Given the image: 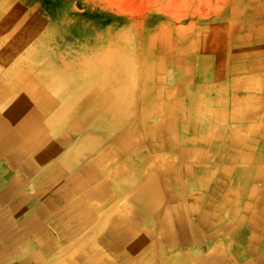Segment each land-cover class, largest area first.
Here are the masks:
<instances>
[{
	"label": "crops",
	"instance_id": "crops-1",
	"mask_svg": "<svg viewBox=\"0 0 264 264\" xmlns=\"http://www.w3.org/2000/svg\"><path fill=\"white\" fill-rule=\"evenodd\" d=\"M236 12L233 8V14ZM261 12L264 13V0H255L251 15ZM160 32L162 30L158 29L150 35L153 38L158 35L156 45ZM123 40L125 44L120 52L124 60L133 63L140 60V67L149 70L155 64L163 74L161 81L172 74L171 70L165 69L166 63L171 67L191 64L186 58L185 63L181 59H169L167 48L155 46L146 51L145 57L135 56L128 50V40ZM149 43L152 46L150 40ZM249 46L251 52L263 54L256 59L259 56L241 52L236 58L237 62H244L239 66L247 70L245 78L250 105L264 99V43L259 47L255 43ZM4 50L0 48V53ZM155 54L159 56L156 58ZM96 58L106 63L111 58V48L91 45L81 59L72 62L76 73L57 91L51 86L52 96L48 92L54 103L51 113L54 111L56 115H64V108H73L69 114H83L85 108L80 106V101L86 95L89 97L84 100L88 98V104L96 110L89 121L78 128L71 129L78 120L71 123L68 128L78 133L71 131L66 134V140L63 135L66 124L48 128L51 101L48 102L45 95L46 86L53 80L48 82V76L44 75L45 62H39L35 73L34 66L21 69L19 64L0 54V115H13L12 122L7 123L10 125L0 122V264H96L102 260H97L100 257L102 264H112L113 259L119 261L118 264H264V155L245 153L244 150L227 156L221 154L225 139L216 135L219 127L214 129L212 124L222 122L224 111L213 109L212 97L203 96L200 90L189 95L190 115L196 123L193 129L203 123V116H213L208 119L210 132L205 137L188 138L192 124L188 121L185 125H177L173 121L175 113L167 105L169 120L162 127L147 125L149 116L160 113L156 98L162 92L154 86L152 92H141L139 105L133 108L136 136L139 138L144 131L141 128L139 133V123L148 129L154 128L153 132L146 131L147 135L150 134L151 142L160 139L162 144L149 142L147 150L167 148L176 152L179 149V155L171 157L179 163L159 171L156 166L159 157L145 152L137 138V147L133 146L135 153L129 154L132 141L126 153L128 131L123 130L118 141H111V131L106 124L110 119L101 123L103 117L98 120L100 124L95 122L102 114L111 112L115 101L106 88L97 94L93 88L95 77L87 75L86 78V69ZM182 73L186 74L185 71ZM33 78L37 81L39 78L41 82L31 85ZM37 84L44 95L30 100L33 99L31 95L36 97ZM181 84L185 83H177L175 89L183 91ZM28 86L31 88L27 89ZM187 90L184 87V91ZM209 91L213 89L208 88L207 94ZM223 98L216 99L220 102ZM129 99L131 103L132 97ZM30 101L38 106H30ZM49 130L59 137L54 143L48 139ZM84 130L98 132L95 137L89 135L87 140L79 139ZM162 131L166 136L159 137ZM75 135L76 138H72ZM97 143H103V153L92 148ZM118 143L120 147L115 145ZM198 145L215 146L216 154L206 155L200 150L202 147L196 149ZM232 146L256 147L245 146L240 141ZM67 150L74 155L65 156ZM202 158L208 160L206 167L191 165L194 159ZM85 165H88L87 173L81 170L86 168ZM143 187H150L149 191L160 196L162 203L148 208L147 199L141 192ZM130 230L132 237L128 239L126 234ZM193 244L202 246L193 251L177 249Z\"/></svg>",
	"mask_w": 264,
	"mask_h": 264
},
{
	"label": "rangeland",
	"instance_id": "rangeland-1",
	"mask_svg": "<svg viewBox=\"0 0 264 264\" xmlns=\"http://www.w3.org/2000/svg\"><path fill=\"white\" fill-rule=\"evenodd\" d=\"M254 1L0 0V48L6 49L0 54L13 63L19 64L21 69L28 70L34 66L33 69L36 73L39 62H45L43 65L47 67L58 66L60 69L68 62L74 63L81 59L82 54L88 51L91 45L100 48L108 45L111 48V59L102 63L96 58V62L100 66L106 65L112 59V62H116V64L120 62L129 63V65L131 64L128 68L129 74L122 80V78H113L111 75H107L103 68L96 67L93 72H88L86 69L85 75L86 78L87 75H90L91 78L95 77L96 86L93 88L96 89L97 94L106 88L108 92L115 93V95L124 92L128 94L127 99L132 97L131 106H128L130 110L128 115L132 113L133 123L130 122L126 128H130V131L127 132L128 148L126 153L129 152L131 141L132 151L129 154L135 153L136 149L133 146L137 145L135 144L137 129L136 123H134L136 116H133L132 111L140 102L141 92H152L154 86L159 87L162 92L159 94V98H156L160 113L155 117L149 116L147 125L162 127L163 123L165 124L166 120H169L167 116L170 106L175 113L173 121L177 125H185L188 121L189 125L192 124L188 131V138L195 140V138L205 137L210 132L208 119L213 116H203V123H198L197 130V128L193 129L196 123L193 120L194 117L190 115L191 100L189 95L200 90L203 96L212 97V104H210L213 109L218 108V110L223 109L224 111L223 116L221 115L222 122L219 125H214L217 123L212 124L214 129L219 127L216 135L225 139V147L221 154L227 156L244 150L245 153L250 151L255 152L253 153L255 155H264V142H262L264 140V99L255 100V103L249 105L251 100H247L248 81L245 78L247 70L245 67L239 66L244 62L241 60L237 62L236 59L241 52L247 55L248 52L251 53L250 44L255 43L259 47L264 43V13L262 11L251 15ZM233 8L237 10L234 14ZM158 29L162 32L159 34V42L156 45L158 35H155L154 38L150 35ZM123 39L128 40V50L135 56L140 57L142 55L145 57L146 51L155 46L161 49L167 48L166 55L169 59H181L185 63L186 58L192 65L184 67L183 64L180 66L177 64V66L171 67L166 63L165 69L171 70L172 74L161 81L160 77L163 74L160 69L155 68V64L149 70L148 67H140L142 65L140 60L136 63L124 60L125 57H122V52H120L122 44H125L122 42ZM149 40L152 42V46ZM175 44L179 48L177 51ZM184 48L187 49L184 50L186 52H183ZM180 49L182 51H179ZM158 54H155L156 58L159 56ZM253 55L259 56L256 59L263 56L262 52L258 51L253 52ZM236 66L240 68L236 69ZM183 71L186 74L182 75ZM34 75L33 73L32 76ZM50 80L53 78H48V81ZM153 81L157 84H153ZM179 82L185 83L181 84L183 91L175 89ZM54 83L52 81L51 84ZM165 86L168 88L164 89ZM35 87L38 88L39 85L37 84ZM184 87L185 90L188 88L186 92ZM208 88H212L213 91H209L207 94ZM144 96L147 99L146 94ZM219 96L224 97L220 102L216 99ZM52 104H54L53 101L48 107V128L55 127V124L62 121L66 124L63 135L67 140L66 134H70L71 131L78 133L68 127L74 121L79 120V117L73 113L69 114L72 111L70 108L63 109L64 115H56L54 111L51 113ZM59 104L56 105L59 106ZM165 105L168 106V110H166ZM249 112L252 114L248 115ZM139 127V133L142 131L141 128H147L143 127V124H140ZM97 132L90 133L84 130L79 139L87 140L90 134L95 137ZM56 134L53 130L48 131L50 142L54 143L59 138ZM163 135L166 136L163 131L158 134L159 137H163ZM73 137L75 139L76 135ZM150 137V134L147 135L145 130L142 131L138 138L139 146H143L144 151L148 154L159 157L156 162L159 171L170 164L178 165L179 161H174L171 157L174 155L177 157L179 149L176 152L167 148L147 150L146 146L149 142L162 144L160 139L151 142ZM237 141L245 144V146L251 144L252 146L256 145V147L249 149L248 147L237 148L232 146L233 144L236 146ZM115 145L120 147L119 143ZM199 148L206 155L216 154L215 146L198 145L196 149ZM69 150L71 151V149ZM69 150L65 156L70 154ZM70 155L74 154L71 153ZM135 158L136 155L132 159ZM204 159L206 158L194 159L195 161H192L191 165L206 167L208 160ZM201 246L200 244H193L180 246L177 249L193 251L199 250ZM97 260L99 261L96 264L103 263L102 257ZM113 260L112 264L119 263V261Z\"/></svg>",
	"mask_w": 264,
	"mask_h": 264
},
{
	"label": "bare ground",
	"instance_id": "bare-ground-1",
	"mask_svg": "<svg viewBox=\"0 0 264 264\" xmlns=\"http://www.w3.org/2000/svg\"><path fill=\"white\" fill-rule=\"evenodd\" d=\"M244 44V43H243ZM251 53H253V52H251ZM246 55V54H245ZM252 55V54H251ZM241 58V57H240ZM111 59V58H110ZM96 60L97 59H94V62L92 63V64H90V67L88 68V72H93V71H95V68L96 67H99V68H103V70L107 73V75H111L113 78H122V80H123V78L124 77H126L128 74H129V72H128V68H130V65H129V63H126V62H120L119 64H116V62H112L113 61V59L112 60H110L106 65H102V66H100L97 62H96ZM114 61H116V60H114ZM248 61V60H247ZM251 61V60H250ZM94 66V67H93ZM47 67V66H46ZM63 68H60L59 69V67L58 66H51V67H47V70H46V73H44V75H47L48 76V78H53V81L55 82L54 84H51V85H47L46 86V91H47V94L45 95L46 96V99H47V101L49 102V101H51L52 99V93H51V91H53V89L51 88V86H55L56 87V90L54 89V91H57L61 86H62V84H64L69 78H71L75 73H76V66L74 65V64H72V62H68V63H66V65L64 64L63 66H62ZM114 67V68H113ZM113 69V70H112ZM33 70V69H32ZM45 70V69H44ZM30 71V70H29ZM34 72V71H33ZM30 74H31V72H29ZM48 78H47V81H48ZM80 79V78H79ZM32 82V84L31 85H33V82H36L37 80H35V78H33L32 80H31ZM37 82H41V80L38 78V81ZM45 82V81H44ZM44 82H42V83H44ZM49 82V81H48ZM82 82V81H81ZM21 83V82H20ZM41 83V84H42ZM74 86V85H73ZM40 87V86H39ZM39 87L37 88L36 87V91H35V95H36V97L34 98V96L33 95H31V97L30 98H33V99H30V100H34V99H37V98H39V97H41L42 95H44V93L42 94L41 93V91H39L40 89H39ZM28 88H31V86H28L27 87V89ZM98 89V88H97ZM51 90V91H50ZM71 90V89H70ZM69 90V91H70ZM89 91V90H88ZM87 91V92H88ZM32 92V91H31ZM48 92L50 93V95L48 96ZM110 92V91H109ZM92 91H91V95H92ZM100 93V92H99ZM123 93V94H122ZM75 94V93H74ZM80 94V93H79ZM87 94V93H86ZM111 94H113L114 95V97H115V101H114V103L112 104V106H111V112L110 113H108V114H106V115H104V114H102L95 122H97V123H99L98 122V120L99 119H101V117H104V119L103 120H100L101 121V123H103V122H107L108 121V119H110V121H108L106 124H108V130H110L111 131V135H110V140L111 141H118V138H120V134H121V132L124 130H126V132L127 131H130V128L129 129H126V128H128V126H129V124H130V122L131 123H133V121H132V113H130L129 115H128V112H130V110L128 109V106L131 104L130 103V99H127L128 98V94L127 93H124V92H121L119 95H115V93H111ZM3 95V94H2ZM90 95V96H91ZM110 95V94H109ZM67 96V95H66ZM85 96V95H84ZM1 97V96H0ZM6 97V96H5ZM75 97V96H74ZM86 97H89V95L87 96L86 95ZM85 97V98H86ZM106 97V96H105ZM112 97V96H111ZM82 98V97H81ZM84 98V99H85ZM104 98V97H103ZM42 99V98H41ZM44 99V98H43ZM42 99V100H43ZM81 100L80 102V106L82 107V108H85L84 109V111H83V114H81V115H79L78 117H79V120L73 125V126H71V129H76V128H78L79 126H81L83 123H87V120H89L90 119V117H92V115L96 112V110H94V108H93V106H91V105H89L88 103L90 102H87V100H88V98H87V100ZM112 99V98H111ZM78 100V99H77ZM112 100H114V99H112ZM27 103H29V100L27 99ZM40 101V100H39ZM33 101H30V103L32 104V105H30V106H38L37 104H34V102L32 103ZM73 102H76V101H74L73 100ZM79 102V101H78ZM37 103V102H36ZM41 103V102H40ZM39 103V104H40ZM44 103V102H43ZM42 103V104H43ZM139 103V102H138ZM13 104V103H12ZM46 104V103H45ZM47 105V104H46ZM72 105V104H71ZM139 105V104H138ZM42 106H44V105H42ZM76 106V105H75ZM131 106V105H130ZM81 107H80V109H81ZM36 109V108H35ZM71 109H73V108H71ZM76 109H78V108H76ZM133 109V108H132ZM40 110V109H39ZM79 110V109H78ZM77 110V111H78ZM37 111V110H36ZM81 112H82V109L80 110ZM75 112H76V110H75ZM38 113V112H37ZM74 114V113H73ZM75 115V114H74ZM73 115V116H74ZM77 115V114H76ZM108 115H110V116H108ZM64 117V116H63ZM148 117V116H147ZM45 118V117H44ZM66 118V117H65ZM12 119H13V115H5V114H1L0 115V122H4V123H6V125H10V124H7V123H9V122H12ZM60 119H62V118H60ZM70 119V118H69ZM144 119V118H143ZM3 120V121H2ZM68 120V119H67ZM73 120V119H72ZM65 121V120H64ZM69 121H71V120H69ZM134 121H136V120H134ZM143 121V120H142ZM144 122H145V120H144ZM61 123H63L62 121H61ZM134 123H136V122H134ZM139 123V122H138ZM39 124V123H38ZM68 124V123H67ZM100 124V123H99ZM105 124V125H106ZM128 124V125H127ZM142 125L143 123H139V125ZM56 125V124H55ZM54 125V126H55ZM96 125V124H95ZM145 125V124H144ZM132 126H134V125H132ZM131 126V127H132ZM66 127V126H65ZM102 127V126H101ZM107 127V126H106ZM138 127V126H137ZM144 127H148V126H144ZM53 128H56V127H53ZM63 128V127H62ZM104 128V127H103ZM122 129V130H121ZM132 129V128H131ZM89 130V129H88ZM92 130H94V129H92ZM97 130V129H96ZM100 130V129H99ZM103 130V129H102ZM120 132H119V131ZM144 130L145 131H147V132H153V130H154V128H144ZM105 131V130H104ZM117 132V133H116ZM116 133V134H115ZM94 134V133H93ZM90 136H93V135H91L90 134ZM121 136H122V134H121ZM137 138V136L135 137V139ZM93 139V138H92ZM138 139V138H137ZM90 140V139H89ZM22 141V140H21ZM20 141V142H21ZM96 141V140H95ZM100 142V141H99ZM88 144H89V142H88ZM88 144H87V146H88ZM92 144V143H91ZM86 145V144H85ZM17 146V145H16ZM15 146V147H16ZM90 146V145H89ZM103 143H97V144H93L92 145V148L93 149H96V150H98V151H101V153H103V151H104V149H103ZM40 148V147H39ZM128 148V147H127ZM14 149V148H13ZM90 150H91V148H90ZM121 150V149H120ZM123 150V149H122ZM127 150V149H126ZM125 150V151H126ZM36 152H37V150H36ZM87 152H89V151H87ZM35 154V153H34ZM93 154V153H92ZM95 154H96V152H95ZM12 155V154H11ZM33 155V154H32ZM31 155V156H32ZM14 156V155H13ZM83 156H85V155H83ZM117 157V156H116ZM13 158V157H12ZM81 158V157H80ZM70 160V159H69ZM97 162V161H96ZM74 163V162H73ZM70 166V165H69ZM85 167L86 168H83V169H81V170H84V171H86V173L89 171V169H88V165H85ZM97 173V172H96ZM83 174H84V172H83ZM95 174V173H94ZM87 175V174H86ZM85 176V175H84ZM88 176V175H87ZM95 176V175H94ZM1 177V176H0ZM88 178V177H87ZM88 180V179H87ZM93 180V179H92ZM5 181V180H4ZM90 181V180H89ZM12 186V185H11ZM16 187V186H15ZM144 188V187H143ZM152 188V187H151ZM16 189V188H15ZM142 189V188H141ZM149 189H150V187H148V188H144L141 192H143L142 194H144V197L147 199V200H145V204H146V206L148 207V208H155L156 207V205H158V204H161L162 203V200H161V197L160 196H156V194H153L152 192H150L149 191ZM65 190H67V189H65ZM15 192V191H14ZM65 193V192H64ZM63 193V194H64ZM67 198V197H66ZM62 200H63V198H62ZM67 215V214H66ZM126 236L128 237V239H129V237H132V231L130 230L129 232H127V234H126Z\"/></svg>",
	"mask_w": 264,
	"mask_h": 264
}]
</instances>
